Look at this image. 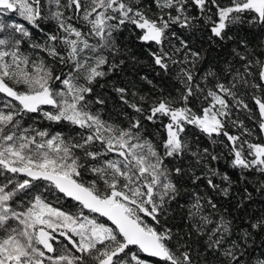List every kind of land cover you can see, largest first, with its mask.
<instances>
[{"label":"snow or ice","instance_id":"6c2138e0","mask_svg":"<svg viewBox=\"0 0 264 264\" xmlns=\"http://www.w3.org/2000/svg\"><path fill=\"white\" fill-rule=\"evenodd\" d=\"M245 25L264 36V0H0V264H264V213L233 215L264 194V136L233 118L247 111L264 134V40L237 39ZM125 32L173 87L139 73L147 93L112 84L120 110L106 119L97 86L144 64ZM29 114L71 133L25 127ZM35 182L76 211L43 192L24 201ZM181 198L186 227L170 226Z\"/></svg>","mask_w":264,"mask_h":264},{"label":"trees","instance_id":"16d2710c","mask_svg":"<svg viewBox=\"0 0 264 264\" xmlns=\"http://www.w3.org/2000/svg\"><path fill=\"white\" fill-rule=\"evenodd\" d=\"M14 19L16 21H19L21 18L16 16L14 17ZM233 34L236 35L237 39L243 38L249 41V47H255L256 45H259L262 40H264V36L261 35L259 29H250V26L248 25H245L244 28L241 29H233ZM122 39L129 43V46L136 53L138 59L144 61V64L143 66H141L140 64H136L135 66H133L132 61H127L125 66H123L122 70L117 71L109 76L108 83L105 88L101 89L99 86H97L96 91L108 99V104L106 106L104 113V118L106 119L108 118L109 115L115 118L116 113L120 110L119 103L116 100V95L112 91V84H115L117 86H123L124 84H128L129 82H135L136 87L141 90L142 94L147 93L151 88V86L139 79V77L137 76V73H139L140 75H146L149 79H152L155 84H157L159 87L165 88L167 91H172V87H173L171 81L161 80V78L156 75V72H158L159 69L153 71L148 66L149 62L147 61L146 55L142 54L141 47L135 42V38L131 33L125 32ZM231 47H235V45L229 44L224 49H221L220 47H216L209 55V63L212 65L218 63L223 64L225 59H231V57L227 55ZM256 50L260 51L259 48H257ZM208 66L209 65L206 64L203 65L202 67H204L205 70H207ZM101 83H105V81L102 80ZM174 94L175 93L173 92V95ZM241 96L245 100V102L249 104L250 107L255 108L253 101L251 100L250 96L245 93L244 89H241ZM5 99L6 98L3 96V94H0V107H3V102L5 101ZM248 116H249L248 112L242 109H236L233 114L234 119L242 120L244 122V126L252 130L253 135L247 138L253 140V142H258L260 141L261 137L264 136V134H261L259 132L258 125L255 119H249ZM22 122L25 127H27L28 125H33L34 127L40 129H47L49 132L52 133L61 132L66 136L71 133V128L68 125L50 124V122L43 120L40 116L36 114L26 115ZM147 127L151 129L152 125H147ZM230 130L233 131L234 133L239 131L237 129H230ZM201 142L205 144L207 143L206 139L203 137H201ZM219 167L221 171H225V170L229 171L230 174H233V179H236L233 170L229 169L225 162H221ZM17 179L21 180L20 176L17 177ZM87 179L88 178L86 177L85 180ZM249 180L252 181L253 177L250 176ZM185 187L188 186L186 185ZM39 192H43L46 199L51 203H53L54 206H59L64 210L69 211L68 208H64L62 206L63 204L62 196L58 197L56 194L49 193L42 189L41 190L37 189L36 187H34L28 193V195L23 196L22 199L24 201H27L32 197V195L37 194ZM222 202L225 203V206H227V202L225 201ZM183 204H184V198H181L178 204L177 203L172 204L170 216L173 218L169 219L170 226L177 225V226L186 227L184 225L183 220L181 219L182 208L179 206ZM261 213H264V194H258L253 192V202L247 204L242 211H235L233 215L236 217V224L238 226H246L247 223L259 217ZM98 219L101 220V218L99 217ZM254 238L256 242V254L259 255V252L261 250H264L261 248V244L262 242H264V232H260L258 234L254 233ZM57 247L60 248L61 245L57 244Z\"/></svg>","mask_w":264,"mask_h":264},{"label":"flooded vegetation","instance_id":"af4514ba","mask_svg":"<svg viewBox=\"0 0 264 264\" xmlns=\"http://www.w3.org/2000/svg\"><path fill=\"white\" fill-rule=\"evenodd\" d=\"M20 178H21V180L22 179H24L25 177H23V176H20ZM35 187L37 188V189H42V190H44V184H43V182H35ZM63 198V204H62V206L64 207V208H68L69 209V211H72V212H74V210H76L77 209V207H78V205H76V202L75 201H73V200H71V199H66V198H64V197H62ZM74 208V209H73ZM100 218V217H99ZM101 220L103 221V222H106V223H109V222H107L104 218H101Z\"/></svg>","mask_w":264,"mask_h":264},{"label":"water","instance_id":"95a60500","mask_svg":"<svg viewBox=\"0 0 264 264\" xmlns=\"http://www.w3.org/2000/svg\"><path fill=\"white\" fill-rule=\"evenodd\" d=\"M106 220V218H104ZM110 223V222H109Z\"/></svg>","mask_w":264,"mask_h":264},{"label":"rangeland","instance_id":"374dc122","mask_svg":"<svg viewBox=\"0 0 264 264\" xmlns=\"http://www.w3.org/2000/svg\"><path fill=\"white\" fill-rule=\"evenodd\" d=\"M74 209V208H73ZM74 211H76V210H74Z\"/></svg>","mask_w":264,"mask_h":264}]
</instances>
